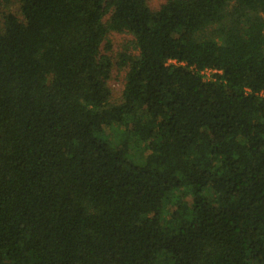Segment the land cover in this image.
<instances>
[{"label":"trees","instance_id":"1","mask_svg":"<svg viewBox=\"0 0 264 264\" xmlns=\"http://www.w3.org/2000/svg\"><path fill=\"white\" fill-rule=\"evenodd\" d=\"M261 92L264 0H0V264H264Z\"/></svg>","mask_w":264,"mask_h":264},{"label":"rangeland","instance_id":"2","mask_svg":"<svg viewBox=\"0 0 264 264\" xmlns=\"http://www.w3.org/2000/svg\"><path fill=\"white\" fill-rule=\"evenodd\" d=\"M162 0H148V5L151 8H155L157 5L161 3ZM123 38L129 39L126 36H116L113 38V49L118 48L119 43L123 40ZM122 39V40H121ZM123 77L124 73L114 70L110 79V88L112 92V101L116 102L120 99L121 92L123 89ZM108 132V131H107ZM131 157L134 155V152H130Z\"/></svg>","mask_w":264,"mask_h":264},{"label":"built area","instance_id":"3","mask_svg":"<svg viewBox=\"0 0 264 264\" xmlns=\"http://www.w3.org/2000/svg\"><path fill=\"white\" fill-rule=\"evenodd\" d=\"M172 64H175L174 61H170ZM213 72H211L210 70L208 69H204L202 71L199 72V74L202 76V80L204 81H207L210 79V74H212ZM259 96L264 98V93H259Z\"/></svg>","mask_w":264,"mask_h":264}]
</instances>
